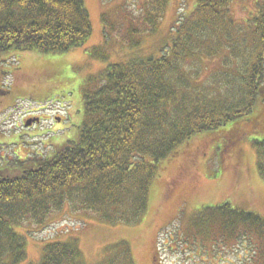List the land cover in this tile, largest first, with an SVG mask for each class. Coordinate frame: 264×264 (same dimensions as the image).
<instances>
[{"label": "trees", "instance_id": "1", "mask_svg": "<svg viewBox=\"0 0 264 264\" xmlns=\"http://www.w3.org/2000/svg\"><path fill=\"white\" fill-rule=\"evenodd\" d=\"M166 1L152 0L151 30ZM231 1L197 0L192 12L177 19L158 56L107 65L82 90L83 115L74 139L48 156L23 160L17 174L0 169V264H81L76 238L45 242L38 259L28 261L26 235L45 226L65 204L109 225L137 224L162 163L175 157L182 144L217 129L219 137H227L223 146L262 133L257 119L251 120L250 132L236 130L249 122L257 101H264V0L257 1L256 12L244 23L233 18ZM91 32L83 0H0V53L60 54L83 45ZM222 49L221 63L231 71L223 72L218 91L235 79L242 86L231 87L227 96L204 95L180 70L182 61L203 63ZM251 144L257 146V172L264 177V140ZM208 210L215 212L196 215L191 228L205 240L194 242V250L206 244L207 229L219 218V233L224 232L210 246H224L233 238L246 254L264 256L262 215L227 202ZM22 226L24 232L17 229ZM118 244L123 247L109 264H135L129 245Z\"/></svg>", "mask_w": 264, "mask_h": 264}, {"label": "rangeland", "instance_id": "2", "mask_svg": "<svg viewBox=\"0 0 264 264\" xmlns=\"http://www.w3.org/2000/svg\"><path fill=\"white\" fill-rule=\"evenodd\" d=\"M196 1L167 0L151 30L147 18L153 14L152 0H83L92 27L83 45L60 54L0 53V169L17 174L23 160L48 156L74 139L83 115L82 90L90 79L109 64L158 56L163 44H169L177 19L192 12ZM257 1L232 0L233 18L244 23L256 12ZM225 54L222 49L203 63L185 58L180 70L204 95L217 91L227 96L231 87L239 89L242 84L239 79L225 81L228 87L218 91L226 78L223 72L231 71L221 63ZM30 117H38L39 122L26 127ZM252 119L263 126L262 133L223 146L227 137H219L217 129L182 144L175 157L162 163L139 223L109 225L89 212H73L65 204L50 214L45 226L26 235L27 260L36 261L45 242L76 238L81 264H109V257L123 247L118 244L121 241L129 242L135 264H264L262 252L246 254L237 239L230 238L224 246L209 245L224 232L219 233V218L207 229L205 246L193 248L194 242L205 241L192 229L196 215L215 212L208 207L227 202L231 208L264 217V177L257 172V146L251 144L264 140L263 100L257 101L251 119L240 123L236 133L250 132ZM17 229L24 232L26 227ZM156 253L157 259L152 260Z\"/></svg>", "mask_w": 264, "mask_h": 264}, {"label": "water", "instance_id": "3", "mask_svg": "<svg viewBox=\"0 0 264 264\" xmlns=\"http://www.w3.org/2000/svg\"><path fill=\"white\" fill-rule=\"evenodd\" d=\"M33 121H34V120L29 119V120H27V121L25 122V125H26V126H29Z\"/></svg>", "mask_w": 264, "mask_h": 264}, {"label": "flooded vegetation", "instance_id": "4", "mask_svg": "<svg viewBox=\"0 0 264 264\" xmlns=\"http://www.w3.org/2000/svg\"><path fill=\"white\" fill-rule=\"evenodd\" d=\"M262 128H263V126H262ZM262 128H261V129H262ZM154 259H155V260L157 259V253H156V256L154 255V256L152 257V260H154ZM154 264H155V263H154ZM156 264H157V263H156Z\"/></svg>", "mask_w": 264, "mask_h": 264}]
</instances>
